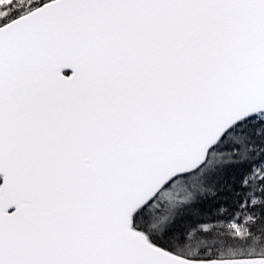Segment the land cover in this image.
<instances>
[{"label":"snow or ice","instance_id":"snow-or-ice-1","mask_svg":"<svg viewBox=\"0 0 264 264\" xmlns=\"http://www.w3.org/2000/svg\"><path fill=\"white\" fill-rule=\"evenodd\" d=\"M0 264H264V0H0Z\"/></svg>","mask_w":264,"mask_h":264}]
</instances>
